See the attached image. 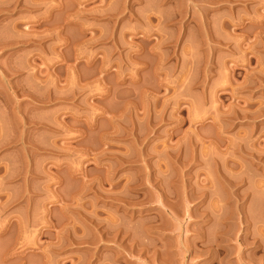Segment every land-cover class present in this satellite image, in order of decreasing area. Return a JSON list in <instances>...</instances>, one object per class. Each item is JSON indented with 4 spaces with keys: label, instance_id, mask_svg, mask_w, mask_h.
<instances>
[{
    "label": "rangeland",
    "instance_id": "obj_1",
    "mask_svg": "<svg viewBox=\"0 0 264 264\" xmlns=\"http://www.w3.org/2000/svg\"><path fill=\"white\" fill-rule=\"evenodd\" d=\"M0 264H264V0H0Z\"/></svg>",
    "mask_w": 264,
    "mask_h": 264
},
{
    "label": "bare ground",
    "instance_id": "obj_2",
    "mask_svg": "<svg viewBox=\"0 0 264 264\" xmlns=\"http://www.w3.org/2000/svg\"><path fill=\"white\" fill-rule=\"evenodd\" d=\"M260 242V241H259Z\"/></svg>",
    "mask_w": 264,
    "mask_h": 264
}]
</instances>
